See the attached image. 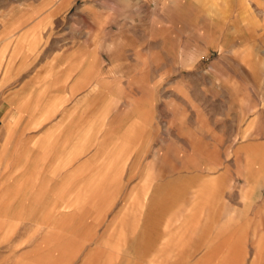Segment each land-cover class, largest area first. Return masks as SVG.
<instances>
[{
  "label": "rangeland",
  "instance_id": "1",
  "mask_svg": "<svg viewBox=\"0 0 264 264\" xmlns=\"http://www.w3.org/2000/svg\"><path fill=\"white\" fill-rule=\"evenodd\" d=\"M172 175L209 209L197 186L140 223L158 260L136 262L124 226ZM246 224L262 237L264 0H0V264H195L159 259Z\"/></svg>",
  "mask_w": 264,
  "mask_h": 264
},
{
  "label": "crops",
  "instance_id": "2",
  "mask_svg": "<svg viewBox=\"0 0 264 264\" xmlns=\"http://www.w3.org/2000/svg\"><path fill=\"white\" fill-rule=\"evenodd\" d=\"M103 171L104 170H101V172ZM149 176L151 175L149 174ZM201 180L202 179L197 175H172L171 179H167L165 185H163V187L158 190V188H156V185L152 184L153 179L151 178V180L149 181V186L144 189L140 199L136 200L135 212L138 213L133 217L130 223L131 226H129V228L127 226H124L123 233L126 238L123 239L124 242L122 243V253L124 255L131 256V259L136 262L148 260L157 261L158 259L156 258L145 259V257L149 255L151 256V254H148V251H150L160 239L156 237L143 239L139 237L136 229L140 228V223L142 227L143 222L148 223L150 225V229H157L159 222V213H162V211L164 210L163 208H166L168 210L171 206L183 202V199L193 187L202 186L200 190H197L198 193L197 195H195V197H198L199 200H196L195 203L196 205L201 204L203 206V209L205 208L208 210V205H210V203L207 202V200H203V198L207 196L205 194L206 182H203ZM191 182L193 184L192 186L190 185ZM96 186L97 185H95L94 187ZM211 186L212 184L210 185V187ZM244 188L245 190H249L253 188V186L249 183H246L244 185ZM90 190L93 193L97 192L94 191L93 188H91ZM96 194H98V192ZM86 196H88V194H86ZM96 202L97 201H95V204ZM210 218H212V216L205 218V216L203 215L201 220L196 219V224L211 223V220H208ZM125 219L127 218L124 217L123 222L127 224V221ZM226 222L229 223L230 221ZM212 223L215 222L212 220ZM185 224H187V222H185ZM197 227L198 226L194 228ZM200 227L204 228V226H199L198 228ZM235 230L236 233L233 234L234 236L229 237L214 236L196 238L184 237L183 239L177 238L176 241L171 243L173 247V253L166 254V258H162L159 260L169 262H197L195 264H200L207 260L228 262L231 264H264V232L262 233V237L254 239L253 237H251V234L253 233L248 232V230H251L249 224L241 226L238 225V228H235ZM245 230L247 232H243ZM119 234H121V232ZM191 241L194 242L190 243ZM190 245L196 247L197 250L196 255L193 257H190L191 255L189 253V249L187 248ZM167 246H170V243Z\"/></svg>",
  "mask_w": 264,
  "mask_h": 264
}]
</instances>
